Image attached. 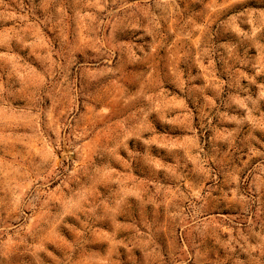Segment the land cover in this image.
<instances>
[{
  "label": "rangeland",
  "instance_id": "obj_1",
  "mask_svg": "<svg viewBox=\"0 0 264 264\" xmlns=\"http://www.w3.org/2000/svg\"><path fill=\"white\" fill-rule=\"evenodd\" d=\"M0 264H264V0H0Z\"/></svg>",
  "mask_w": 264,
  "mask_h": 264
}]
</instances>
